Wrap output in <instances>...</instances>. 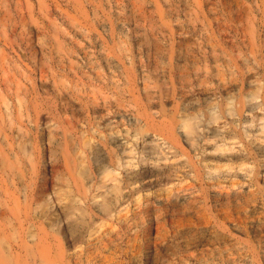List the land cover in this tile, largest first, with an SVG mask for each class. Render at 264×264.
I'll list each match as a JSON object with an SVG mask.
<instances>
[{
	"label": "rangeland",
	"instance_id": "374dc122",
	"mask_svg": "<svg viewBox=\"0 0 264 264\" xmlns=\"http://www.w3.org/2000/svg\"><path fill=\"white\" fill-rule=\"evenodd\" d=\"M0 264H264V0H0Z\"/></svg>",
	"mask_w": 264,
	"mask_h": 264
},
{
	"label": "bare ground",
	"instance_id": "6f19581e",
	"mask_svg": "<svg viewBox=\"0 0 264 264\" xmlns=\"http://www.w3.org/2000/svg\"><path fill=\"white\" fill-rule=\"evenodd\" d=\"M113 189L115 190L116 189V185H113ZM35 194V189L34 188H31L30 189V195H34ZM1 213H4L3 211H1Z\"/></svg>",
	"mask_w": 264,
	"mask_h": 264
}]
</instances>
